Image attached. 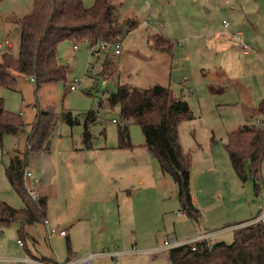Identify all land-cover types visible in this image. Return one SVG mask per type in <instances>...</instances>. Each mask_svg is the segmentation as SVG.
Returning a JSON list of instances; mask_svg holds the SVG:
<instances>
[{
  "label": "rangeland",
  "instance_id": "obj_1",
  "mask_svg": "<svg viewBox=\"0 0 264 264\" xmlns=\"http://www.w3.org/2000/svg\"><path fill=\"white\" fill-rule=\"evenodd\" d=\"M94 2L82 0L85 8ZM112 2L121 22L137 23L130 33L125 26L119 36L120 55L107 48L95 57L87 44H77L74 51L72 44L62 42L57 58L69 67L65 86L55 83L36 89L30 78L19 77L13 88L0 87L4 110L19 115L25 124L23 132L6 136L0 148V202L15 209L24 207L4 168L15 152L24 151L37 112L52 110L59 117L70 113L76 124L58 120L48 151L30 155L26 167L37 171L49 189L48 229L68 233L69 242L53 235L44 243L43 229L29 227L28 232L37 237L39 252L56 264L113 251L124 255L118 260L98 257L93 264H149V257L140 252L155 246L163 234L181 238L200 229H222L209 242L230 244L232 231L248 225L246 221L256 216L264 198V185L257 193L249 179L242 183L237 178L224 149L227 135L240 126L264 128V0ZM31 8V0L0 2V56L17 55L14 19L27 15ZM224 23H228L226 28ZM154 33L173 43L170 55L149 48L147 38ZM237 33L242 34L246 52L232 40ZM6 41L11 48H6ZM75 82L78 87L71 91ZM157 84L169 87L192 111L193 119L178 126V135L190 159L192 193L206 203L204 212L198 208V223L180 213L175 183L143 146L138 125H128L132 149L100 151L117 146L122 126L119 107L110 105V95L119 85L146 89ZM90 113L93 122L87 120ZM85 123L92 151L84 149L82 142ZM212 157L226 165L227 178L222 181L213 173L200 175L207 170L202 161ZM18 228L13 223L0 231V264H18L12 260L28 258L24 247L16 243Z\"/></svg>",
  "mask_w": 264,
  "mask_h": 264
},
{
  "label": "trees",
  "instance_id": "obj_2",
  "mask_svg": "<svg viewBox=\"0 0 264 264\" xmlns=\"http://www.w3.org/2000/svg\"><path fill=\"white\" fill-rule=\"evenodd\" d=\"M31 1V11L14 19L19 38L17 55L3 53L0 56V87L13 88L19 77L33 80L36 89L55 83L65 86L69 67L57 58L60 43L68 42L73 46L84 43L89 45V49L99 41L120 43L119 36L125 26L126 33L137 27L133 20L120 21L112 0H95L90 8H85L82 0ZM147 43L153 51L168 55L173 48V43L158 33L149 35ZM95 52L98 53L97 50L90 52L91 56ZM109 103L119 107L122 122L117 131L116 148L134 147L130 142L128 125H138L144 137L143 146L157 160L162 173L171 176L175 183L180 213L198 223L201 215L191 194L190 159L183 153L178 135V126L193 119L187 102L176 97L169 87L157 84L146 89L119 85L116 92L110 95ZM88 119L93 122L94 115L90 113ZM58 120L69 126L76 124L70 113H62L59 117L52 110L38 111L30 126L24 151L15 152L4 168L7 181L22 199L24 207L15 209L0 202V231L18 223L17 236L25 253L47 263L55 261L39 253L37 237L27 230L40 226L45 232L47 200L29 197L24 171L31 154L48 150L49 137ZM24 128L20 116L4 110L0 99V148L6 136L19 134ZM82 138L84 149L90 150L87 123ZM224 149L237 178L242 183L249 179L259 193L264 184V128L248 124L240 126L227 135ZM232 232L233 241L230 244L217 242L208 246L200 242L194 250L187 246L170 251L165 256L166 260L168 264H264V224H253ZM48 239L45 233L44 242Z\"/></svg>",
  "mask_w": 264,
  "mask_h": 264
},
{
  "label": "built area",
  "instance_id": "obj_3",
  "mask_svg": "<svg viewBox=\"0 0 264 264\" xmlns=\"http://www.w3.org/2000/svg\"><path fill=\"white\" fill-rule=\"evenodd\" d=\"M145 24V23H144ZM224 27L226 28L228 26V23L223 24ZM232 40L237 42L240 46V48L243 50V52H246L248 50V47L245 43V41L242 38L241 33H237L236 35L232 36ZM6 46H9L8 41L5 42ZM76 48V47H74ZM107 48H113V53L114 55H119L120 54V43H114L110 44L106 41H99L96 46L93 48H90V52L92 51H98L94 53V56L97 57L100 53V51L106 50ZM3 50V46L0 45V52ZM78 87V82H75L70 86V90H75ZM112 123H119L116 120H112ZM120 123H122L120 121ZM24 178H25V187L27 194L29 197L33 200L38 199V194L36 192V188L34 184L32 183V173L30 171L25 170L24 171ZM262 223L264 224V207H262L259 212L256 214L254 218H252L250 221L247 222V226L253 225V224H259ZM44 226L46 229V235L49 237L53 235H58V236H65V231H56L55 229H48L47 227V221L44 222ZM214 236V233H199L195 237L191 239H179L175 235H169L165 234L163 236V241L160 245L153 249H148L145 251H142L140 253L146 254L150 258H154L155 256H163L162 258L158 259L157 264H168L165 256L172 250L182 248V247H191L192 250L195 249V245L200 242L206 243L208 246L211 245L209 242ZM17 245L19 247H23V244L20 240H17ZM124 253L118 252V251H113V252H108V253H99V254H89L86 256L81 257L80 259L76 260L75 262H68L65 264H93L94 260L98 257H109L111 259L118 260L121 256H123ZM1 261V260H0ZM14 262L18 264H56V263H47V262H42L37 259L33 258H22V259H15L13 260Z\"/></svg>",
  "mask_w": 264,
  "mask_h": 264
},
{
  "label": "crops",
  "instance_id": "obj_4",
  "mask_svg": "<svg viewBox=\"0 0 264 264\" xmlns=\"http://www.w3.org/2000/svg\"><path fill=\"white\" fill-rule=\"evenodd\" d=\"M224 26V25H223ZM130 33V32H129ZM158 34H161V33H158ZM9 43V42H8ZM5 44V43H4ZM6 46V45H5ZM76 47V48H74ZM6 48H11V45L9 43V46H6ZM77 49V46H73V50L75 51ZM158 54H163V52H156ZM100 54V53H99ZM120 55V54H119ZM115 56H118V55H115ZM117 68L113 69V71H111L113 74L114 72H116ZM31 80V79H30ZM33 82V80H31ZM34 83V82H33ZM207 87L210 89L211 93L213 92L211 89H213L212 85L211 84H208L207 82ZM70 89V88H69ZM71 91H74V90H71ZM189 106V105H188ZM144 144V143H143ZM132 149V148H131ZM87 150V149H86ZM93 150V147L90 149V150H87V151H92ZM112 151V150H127V149H117L116 147H104L102 149H100V151ZM130 150V149H128ZM48 151V150H47ZM47 151H44V152H47ZM40 154L43 153V152H39ZM34 154V153H33ZM32 155V154H31ZM208 160V161H206ZM206 160H203L202 161V164L203 166L202 167H207L206 169L207 170H203V171H200V175L201 176H204L205 174L207 173H213L214 176L216 177V180H219V181H222V178L226 177L227 178V169H226V165L224 164L223 160L222 159H217L214 157H212V159H206ZM264 161V160H263ZM232 169V168H231ZM233 171V170H232ZM32 173V183L34 184L35 188H36V192L38 194V197H42V198H46L47 200V195L49 193V189L46 188V185L42 183V180L40 179V175L38 174L37 171H34V172H31ZM235 174V173H234ZM262 177H263V180H264V169H262ZM192 178V177H191ZM201 179V178H200ZM206 181V177L203 178V182L205 183ZM264 185V184H263ZM191 186V185H190ZM191 194H192V197H193V201L196 205L197 208L201 209L203 212L206 210V203L204 201H200V199L197 197V195H193L192 193V189H191ZM264 207V198L261 202V205L258 207V212L259 210ZM47 210H48V204H47ZM46 219H47V227L49 225V221H48V217H47V213H46ZM248 222V221H246ZM63 231V230H61ZM44 232V231H43ZM214 233V236L213 238L221 235L222 233V229L221 230H215V231H207L206 229H200L199 231H195V234H190V235H184L183 237L179 238V239H191L193 237H195L197 234L199 233ZM45 233H46V229H45V232H44V237H45ZM165 234H163L164 236ZM163 236L162 238H156V244L155 246H153L152 248L150 249H153L155 247H157L158 245H160L163 241ZM60 237H66V239L68 240V233L65 232V236H60ZM45 241V240H44ZM47 242V241H46ZM69 242V240H68ZM17 243V242H16ZM45 243V242H44ZM37 246H39V242L37 241ZM145 251V250H144ZM25 252V251H24ZM41 253V252H39ZM43 254V253H41ZM45 255L46 257H50L52 260L53 258L51 256H47L46 254H43ZM145 256H147L146 254H143ZM29 257V256H28ZM122 257V256H121ZM120 257V258H121ZM149 257V256H147ZM163 256H155L153 259L149 257V260H150V263L149 264H157V261L158 259L162 258ZM31 258V257H30ZM15 260V259H13ZM12 260V261H13ZM54 261V260H53Z\"/></svg>",
  "mask_w": 264,
  "mask_h": 264
}]
</instances>
